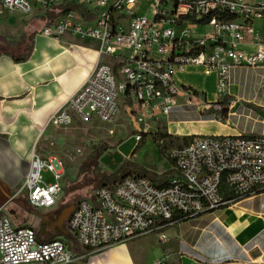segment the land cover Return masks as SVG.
<instances>
[{
    "label": "built area",
    "instance_id": "1",
    "mask_svg": "<svg viewBox=\"0 0 264 264\" xmlns=\"http://www.w3.org/2000/svg\"><path fill=\"white\" fill-rule=\"evenodd\" d=\"M36 4L44 13H60L58 8L70 4L85 7L93 20L71 10L49 21L42 34L57 40L71 34L98 43L95 68L52 115L48 123L52 128H67L75 118L111 122L126 95L147 133L159 116L180 111L182 89L174 75L189 66L216 75L217 99L201 105L188 92L187 106L199 107L201 114L210 109L220 112L231 67L264 64V0H36ZM34 9L29 0H0V17L8 11L32 15ZM199 28L210 29L196 36ZM245 46L254 50L240 49ZM105 57L113 63L105 62ZM137 137L141 140V135ZM169 156L176 174L164 187L130 175L112 187H100L94 200L78 201L69 230L87 253L152 233L164 242L168 225L264 190V135H196ZM44 173L53 181L47 182ZM62 179L60 169L34 153L22 190L31 205L50 208L63 193ZM79 259L61 240L39 242L33 227L15 226L0 207V264H73Z\"/></svg>",
    "mask_w": 264,
    "mask_h": 264
},
{
    "label": "crops",
    "instance_id": "2",
    "mask_svg": "<svg viewBox=\"0 0 264 264\" xmlns=\"http://www.w3.org/2000/svg\"><path fill=\"white\" fill-rule=\"evenodd\" d=\"M29 1L35 7L32 15L8 11L0 17V207H5L12 223L33 227L41 243L63 241L80 257L73 264H264V190L168 225L163 230L164 242L159 234L152 233L96 253H87L69 230L78 203L71 196L72 190L65 194L63 187L61 197L50 208L29 203L22 185L43 133L52 128L49 120L83 86L98 62L96 41L71 34L60 40L44 36L42 30L49 22L43 19L44 12L36 0ZM22 35H32V51L18 61L25 46L12 43ZM240 49L254 50L247 46ZM174 80L182 89L180 111L157 118L160 132L178 138L182 145L183 138L196 135H264V64L231 67L222 121L215 119L214 109L211 114H201L199 107L186 104L188 92L194 93L201 105L216 101L215 74L206 75L202 67L189 66L176 72ZM125 97L120 102L127 110ZM128 100L132 111V101ZM135 131L137 135L139 124ZM137 144L134 141L130 149ZM168 170L173 172L171 177L176 174L172 161L162 173Z\"/></svg>",
    "mask_w": 264,
    "mask_h": 264
},
{
    "label": "rangeland",
    "instance_id": "3",
    "mask_svg": "<svg viewBox=\"0 0 264 264\" xmlns=\"http://www.w3.org/2000/svg\"><path fill=\"white\" fill-rule=\"evenodd\" d=\"M145 14L149 19L153 18L150 12L147 11ZM36 15L35 18L39 19V14ZM209 29L199 28L195 35L200 36ZM104 61L113 63V60ZM202 101L204 102V99ZM134 117L121 101L119 111L111 122L104 123L96 119L82 121L75 118L74 124L67 128L47 130L42 135L36 153L41 158L50 160L61 170L65 194L69 189L72 190L71 196L76 202L94 196L101 187L97 172H111L118 167L116 163L109 165L101 159L94 158L95 146L103 145L106 148L103 157H112L122 144L134 137L138 144L134 150L130 149L129 155L123 158V162L133 160L146 168L152 167L158 173H162L171 163L170 151L182 146V142L178 138L165 139L162 136L165 135L164 132H160L161 128H157V125H160L158 120L150 123L146 137L143 136L144 140H140L137 137L139 134L135 133L138 123ZM110 161L114 162L113 158ZM43 175L47 182L53 181L49 173Z\"/></svg>",
    "mask_w": 264,
    "mask_h": 264
},
{
    "label": "trees",
    "instance_id": "4",
    "mask_svg": "<svg viewBox=\"0 0 264 264\" xmlns=\"http://www.w3.org/2000/svg\"><path fill=\"white\" fill-rule=\"evenodd\" d=\"M61 10L60 13H57L56 10H51V11H46L44 13L43 19L46 20L47 22L54 20L59 14H65L68 11H75L78 12L80 15H82L87 21H91L93 20L94 16L87 12L86 8L80 5H75V4H70V5H65L62 6L60 8H58ZM32 35L29 37H26L25 35H22L19 41L13 42L12 44L16 45V46H25V51L24 53L17 58L18 61L20 60H25L27 57H29L31 51H32ZM119 67V65H116L114 68L117 70ZM125 101H128L127 104V110L129 111L130 115L132 114L131 111V104L129 103V100L127 98V96L125 97ZM225 101H226V96L223 97L222 99V103H221V111L217 112V114H220L222 117L225 116L226 113V109H225ZM212 109L206 111L205 113H212ZM215 112V111H214ZM203 113V114H205ZM143 127L140 126V131L137 132L139 135H141V140L143 139V136L146 137V133H143ZM136 132V131H135ZM165 139L169 138L172 139V136L170 135H162ZM183 143L186 144L189 140V138H183ZM106 152V148L101 145V146H95L94 147V152H93V156L94 158L100 160L103 158L104 154ZM97 174H99V183L100 186H114L117 182H119L120 180H122L123 178L130 176V175H138V176H142V177H147L149 178L156 186L158 187H164L167 185L168 179L171 178V176L173 175L172 170H168L164 173H162L161 175H159L155 169L152 168H146L144 166H142L139 162H135L133 160H127L124 161L123 163H121L116 169H114L111 172H107V171H101V172H97Z\"/></svg>",
    "mask_w": 264,
    "mask_h": 264
},
{
    "label": "water",
    "instance_id": "5",
    "mask_svg": "<svg viewBox=\"0 0 264 264\" xmlns=\"http://www.w3.org/2000/svg\"><path fill=\"white\" fill-rule=\"evenodd\" d=\"M135 139L134 137L132 139H130L129 141H127L126 143L122 144L119 147V150L117 152H115L112 157L110 156H106L102 158V161L105 162L106 164L112 165L113 162L110 161L111 158H113L114 162L116 164H121L123 162V158L125 156L129 155L130 152V146L132 143H134Z\"/></svg>",
    "mask_w": 264,
    "mask_h": 264
}]
</instances>
